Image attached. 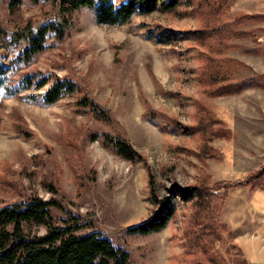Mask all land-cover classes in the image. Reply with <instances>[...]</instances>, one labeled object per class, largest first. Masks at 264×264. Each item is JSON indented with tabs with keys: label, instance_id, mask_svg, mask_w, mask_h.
<instances>
[{
	"label": "rangeland",
	"instance_id": "374dc122",
	"mask_svg": "<svg viewBox=\"0 0 264 264\" xmlns=\"http://www.w3.org/2000/svg\"><path fill=\"white\" fill-rule=\"evenodd\" d=\"M7 1L0 0V47L2 27L50 9L26 1L11 10ZM224 1L211 21L190 0L126 24L101 23L94 10H81L78 28L25 70L69 77L83 91L54 103L44 101L49 84L1 96L0 205L32 194L48 199L52 183L92 222L82 232L102 231L130 251L131 264H264V190L214 189L264 165V14H239L233 0ZM157 24L175 33V42L152 37ZM206 26L221 29L205 39L186 32ZM233 83L245 84L220 93ZM84 93L110 112L113 125L78 110ZM145 102L155 117L144 114ZM103 132L127 138L152 166L160 195L171 197L176 213L162 230H128L154 208L148 170L144 160H127L93 137ZM179 185L201 190L186 201ZM31 229L45 232L38 224ZM193 235L203 238L190 245Z\"/></svg>",
	"mask_w": 264,
	"mask_h": 264
},
{
	"label": "trees",
	"instance_id": "16d2710c",
	"mask_svg": "<svg viewBox=\"0 0 264 264\" xmlns=\"http://www.w3.org/2000/svg\"><path fill=\"white\" fill-rule=\"evenodd\" d=\"M26 1L34 6L50 5V9L43 11L45 17H31L12 27H2L0 99L3 94L17 95L32 87L43 88L49 84L43 93L44 101L54 103L68 94L82 92V85L54 72L41 76V72L25 69L40 53L52 48L78 28L81 10L86 8L94 10L96 19L101 23L126 24L132 21L135 14H148L155 10L173 11L183 0H8L6 4L11 10H18ZM190 1L195 3V10L203 14L207 21L218 17L225 6L224 0ZM220 29L206 26L201 29H188L186 32L205 39ZM150 35L166 44L176 40L175 33L165 29L161 24H157ZM244 84L227 85L220 93L240 90ZM31 96L35 97V94ZM75 105L79 111L89 110L98 120L113 125L114 120L110 112L89 94L84 93L75 101ZM145 105L144 114L151 118L155 117L157 115L155 109L149 102H145ZM170 121L178 125L175 118ZM93 137L100 138L106 147L121 157L127 160H144L146 164L154 208L146 219L130 226L128 230L148 234L165 228L175 215L176 208L169 195H160L152 166L145 156L120 133H95ZM235 186H250L264 190V165L244 179L220 181L214 185V189L229 190ZM46 187L53 193L48 199L32 194L28 198L0 205V264H131L130 251L117 246L102 231L82 232L83 229L92 226V222L74 213L67 206L65 199L58 195L59 191L52 183H47ZM198 190L201 189L197 186L177 187V191L186 201L193 200ZM205 195L203 192L204 197ZM53 208L63 211L65 217L57 219L52 213ZM33 224L42 225L45 232H33L31 229ZM215 230L217 229L214 226L213 231ZM201 238L202 235H193L188 242L194 245L195 242H200ZM186 252L194 255L191 250L187 249Z\"/></svg>",
	"mask_w": 264,
	"mask_h": 264
},
{
	"label": "crops",
	"instance_id": "0c3cea01",
	"mask_svg": "<svg viewBox=\"0 0 264 264\" xmlns=\"http://www.w3.org/2000/svg\"><path fill=\"white\" fill-rule=\"evenodd\" d=\"M233 5L239 14H264V0H233Z\"/></svg>",
	"mask_w": 264,
	"mask_h": 264
}]
</instances>
